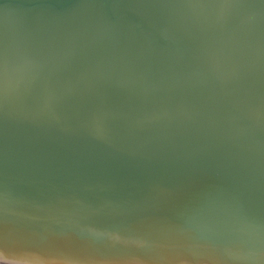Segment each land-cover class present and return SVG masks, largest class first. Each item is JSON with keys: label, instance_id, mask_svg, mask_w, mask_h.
Instances as JSON below:
<instances>
[{"label": "water", "instance_id": "95a60500", "mask_svg": "<svg viewBox=\"0 0 264 264\" xmlns=\"http://www.w3.org/2000/svg\"><path fill=\"white\" fill-rule=\"evenodd\" d=\"M264 264V0H0V264Z\"/></svg>", "mask_w": 264, "mask_h": 264}, {"label": "snow or ice", "instance_id": "6c2138e0", "mask_svg": "<svg viewBox=\"0 0 264 264\" xmlns=\"http://www.w3.org/2000/svg\"><path fill=\"white\" fill-rule=\"evenodd\" d=\"M17 260H30L35 261L36 264H44L47 259L46 255L38 250H33L30 248H25L21 251L19 255L15 257Z\"/></svg>", "mask_w": 264, "mask_h": 264}]
</instances>
